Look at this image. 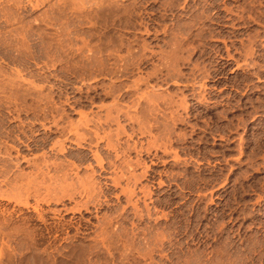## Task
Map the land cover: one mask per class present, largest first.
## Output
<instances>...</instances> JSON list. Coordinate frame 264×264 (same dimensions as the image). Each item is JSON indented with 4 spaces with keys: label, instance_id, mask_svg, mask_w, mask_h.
Returning <instances> with one entry per match:
<instances>
[{
    "label": "rangeland",
    "instance_id": "rangeland-1",
    "mask_svg": "<svg viewBox=\"0 0 264 264\" xmlns=\"http://www.w3.org/2000/svg\"><path fill=\"white\" fill-rule=\"evenodd\" d=\"M115 106L106 195L21 189ZM0 168V264H264V0H0Z\"/></svg>",
    "mask_w": 264,
    "mask_h": 264
},
{
    "label": "bare ground",
    "instance_id": "bare-ground-1",
    "mask_svg": "<svg viewBox=\"0 0 264 264\" xmlns=\"http://www.w3.org/2000/svg\"><path fill=\"white\" fill-rule=\"evenodd\" d=\"M114 108L116 112L113 109L110 110L104 121L100 116L97 118L95 116L90 117L88 113L82 111L81 118L77 123H70L66 126L59 122L60 118L55 120V129L50 128V132L41 139V144L48 145L49 150L53 152H44L41 157L31 161L37 167L35 168L37 171H34L35 175L32 177L30 176L32 173H28L30 175L26 173V176L22 172H20L21 174L18 173L22 178L31 177L26 178L27 183L25 185L22 184V187L20 185L21 189L31 193L37 191L40 185L49 182L46 185L47 189L53 187V191L56 193L62 192V195L57 194L60 198L61 196L73 198L77 193H84L88 197L106 195L108 189V149H117L119 139L116 142L113 141L112 133L104 130V134H102V130L104 128L103 123L109 124L112 121L120 123L119 118L123 108L119 106ZM119 127L124 126L119 124ZM120 134L118 131L117 135ZM68 143H75L80 148L79 151L75 152ZM82 166L88 170L80 175ZM52 184L54 185L52 186ZM21 189L20 191L23 192Z\"/></svg>",
    "mask_w": 264,
    "mask_h": 264
}]
</instances>
